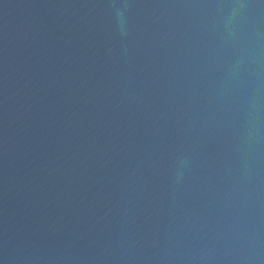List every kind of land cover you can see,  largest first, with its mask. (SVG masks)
Wrapping results in <instances>:
<instances>
[{
    "label": "water",
    "instance_id": "water-1",
    "mask_svg": "<svg viewBox=\"0 0 264 264\" xmlns=\"http://www.w3.org/2000/svg\"><path fill=\"white\" fill-rule=\"evenodd\" d=\"M0 264H264V0H0Z\"/></svg>",
    "mask_w": 264,
    "mask_h": 264
},
{
    "label": "clouds",
    "instance_id": "clouds-1",
    "mask_svg": "<svg viewBox=\"0 0 264 264\" xmlns=\"http://www.w3.org/2000/svg\"><path fill=\"white\" fill-rule=\"evenodd\" d=\"M241 7H243V5H241Z\"/></svg>",
    "mask_w": 264,
    "mask_h": 264
}]
</instances>
